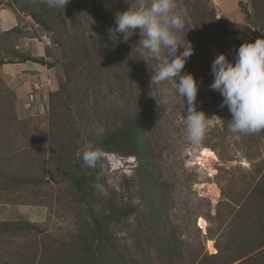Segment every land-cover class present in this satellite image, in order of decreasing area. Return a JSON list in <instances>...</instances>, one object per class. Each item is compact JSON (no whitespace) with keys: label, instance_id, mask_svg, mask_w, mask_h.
Wrapping results in <instances>:
<instances>
[{"label":"rangeland","instance_id":"rangeland-1","mask_svg":"<svg viewBox=\"0 0 264 264\" xmlns=\"http://www.w3.org/2000/svg\"><path fill=\"white\" fill-rule=\"evenodd\" d=\"M83 1L70 0L63 10L44 0H0L22 31V36H0V58L16 48L26 52L27 43L34 42L39 44L36 56L52 64L41 65L43 81L33 80L40 84L39 100L47 104V112L37 116L26 108L30 90L19 78L38 73L17 63L0 65V221H26L40 228L37 234L0 230V264H37L49 254L70 258L80 209L64 172L66 160L75 161L126 116L141 128L147 164L137 170L133 156L118 153L103 152L100 160L105 189L99 197L135 208L125 220L110 224L115 244L111 264L237 263L232 262L239 254L227 228L254 203L264 180V131H228L231 114L220 107L222 96L208 87L210 66L218 53L232 60L239 48L215 18L248 25L258 38L264 35V0H175L174 11L185 21L177 35L194 48L183 71L199 82L196 107L209 117L199 144L186 139L187 105L175 95L174 82H151L161 61L140 56L146 50L140 47L139 30L127 42L110 35L116 14L135 9L139 0H93L97 17L85 11ZM212 13L215 18L206 21L215 34L210 38L196 25ZM118 45L120 57L114 62L111 49ZM15 82L21 85L17 88ZM56 91L58 96L50 95ZM204 148L216 158L201 160ZM209 185L218 188V195L209 192Z\"/></svg>","mask_w":264,"mask_h":264},{"label":"clouds","instance_id":"clouds-1","mask_svg":"<svg viewBox=\"0 0 264 264\" xmlns=\"http://www.w3.org/2000/svg\"><path fill=\"white\" fill-rule=\"evenodd\" d=\"M44 2L50 8L64 10L70 0ZM175 8V0H139L135 9L127 8L116 14L115 27L109 31L116 42L119 38L127 42L139 30L143 37L139 40L140 47L146 50L141 51L140 56L161 61L152 72L151 82H174L175 95L183 98L187 105L186 139L199 144L208 131L209 117L196 107L199 82L192 73L183 71L194 48L190 41L182 42L177 35L183 31L185 21ZM210 71L213 79L208 87L222 96L220 107L226 106L231 114L226 124L228 131L242 135L264 131V36L242 43L232 60L225 53H218L211 62ZM103 156L100 149L88 145L82 153L84 166L94 169ZM133 160L128 157V161ZM94 187L104 192L102 185Z\"/></svg>","mask_w":264,"mask_h":264},{"label":"trees","instance_id":"trees-1","mask_svg":"<svg viewBox=\"0 0 264 264\" xmlns=\"http://www.w3.org/2000/svg\"><path fill=\"white\" fill-rule=\"evenodd\" d=\"M82 4L90 16H99V7L93 0H84ZM214 16L212 13L209 17L202 16L198 20L196 27L202 35L206 34L210 38L215 36L213 28L206 26L207 19H214ZM32 17L39 21L36 15L32 14ZM215 20L219 26L227 28L230 39L238 46L257 39L248 25L235 24L224 17L215 18ZM14 33L22 36V31L18 26L3 31L0 36ZM262 36L264 35L259 34L258 38ZM120 50L119 45L112 48L110 60L117 62ZM27 61L49 67L52 65L47 63L43 56H36L31 52L18 50V48L11 53V56L0 58V65ZM58 91L50 92V95L58 96ZM141 135L142 131L138 122L132 116H126L114 128L100 134L93 146L102 152L133 156L138 164L136 169L142 170L147 164V158L144 155L145 146ZM100 163L98 161L94 169L87 168L84 166L82 153L75 161L66 160L64 172L75 191L80 209L78 213L80 226L74 233L70 258L64 260L63 256L52 257L49 254L37 264H111L110 257L115 251V244L110 232V224L125 220L134 213L135 208L128 204H116L107 197H99L101 191L94 185H102L105 189L99 168ZM245 212L246 216H242ZM244 214L237 213L227 228L231 243H235L233 246H236L239 251H236L239 255H236L232 262L237 261L235 264H264V180L258 184L255 201L246 205ZM0 230L12 233L26 231L29 234L40 232L37 225L26 221H0ZM57 251L54 250L55 253Z\"/></svg>","mask_w":264,"mask_h":264},{"label":"crops","instance_id":"crops-1","mask_svg":"<svg viewBox=\"0 0 264 264\" xmlns=\"http://www.w3.org/2000/svg\"><path fill=\"white\" fill-rule=\"evenodd\" d=\"M17 25H18V19H17L16 15L12 12V10L10 8H8V7H1L0 6V32L6 31L8 29H11V28H13V27H15ZM26 39L30 40V41H34L35 38H31V37L29 38L28 37ZM38 45L39 44H36L34 42H29V43H27V50L29 52H31L33 55H40L39 50L35 49V48L39 49ZM40 46H41V44H40ZM29 63H31V62L27 61V62H24V63H17V64L23 65L26 68L25 69L23 67L26 71L27 70L36 71L38 73L37 75L32 74V72L28 73L27 74V75H29L28 79H25L23 76H22V78H19V79H21V81L24 80V84L23 83L22 84L23 85H27V87L30 90L31 82L37 77H39L41 79V81H43L45 79L44 73L46 71H45V67L39 65L38 63H34V62H32L31 64H29ZM14 64H16V63H14ZM15 83H17V82H15ZM20 83L21 82H18L16 84L17 88L21 85ZM24 87H26V86H24ZM41 93H42L41 91L38 92V94H37L38 99L41 97Z\"/></svg>","mask_w":264,"mask_h":264},{"label":"built area","instance_id":"built-area-1","mask_svg":"<svg viewBox=\"0 0 264 264\" xmlns=\"http://www.w3.org/2000/svg\"><path fill=\"white\" fill-rule=\"evenodd\" d=\"M40 84L37 81L31 83V89L28 93L26 108L31 115L37 116L45 114L47 111V104L38 99V92L40 91Z\"/></svg>","mask_w":264,"mask_h":264},{"label":"bare ground","instance_id":"bare-ground-1","mask_svg":"<svg viewBox=\"0 0 264 264\" xmlns=\"http://www.w3.org/2000/svg\"><path fill=\"white\" fill-rule=\"evenodd\" d=\"M200 155H201L200 159L204 161H209L211 159L216 158L215 154L209 148L202 149ZM209 192L215 196L218 195L219 193L218 188L215 185H209ZM208 245H209V248L214 250V247L212 246V241L209 240Z\"/></svg>","mask_w":264,"mask_h":264}]
</instances>
